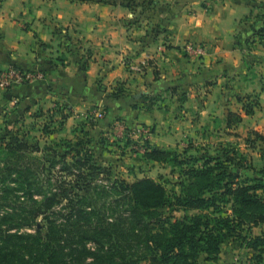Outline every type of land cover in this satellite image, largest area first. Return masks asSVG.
<instances>
[{"label": "crops", "instance_id": "obj_1", "mask_svg": "<svg viewBox=\"0 0 264 264\" xmlns=\"http://www.w3.org/2000/svg\"><path fill=\"white\" fill-rule=\"evenodd\" d=\"M122 2L0 0V69L45 75L0 89V122L43 117L53 119L50 126L62 122L57 133H65L81 121L96 140L88 114L102 107L100 137L119 122L130 131L141 125L151 130V146L191 153L198 138L213 146L220 124L231 133L247 119L264 118V35L255 33L264 28V0H154L135 11ZM190 43L207 46L206 54L187 56ZM250 102L256 106L246 115ZM230 114L242 122L229 126ZM259 129L249 131L244 146L250 133H264ZM240 250L248 255L242 264H264L235 240L217 262L203 256L200 264H240Z\"/></svg>", "mask_w": 264, "mask_h": 264}, {"label": "trees", "instance_id": "obj_2", "mask_svg": "<svg viewBox=\"0 0 264 264\" xmlns=\"http://www.w3.org/2000/svg\"><path fill=\"white\" fill-rule=\"evenodd\" d=\"M122 5L135 11L154 0ZM255 33L263 36L264 28ZM254 106H244L246 115ZM22 121L5 117L0 132V203L8 209L0 213V264H200L203 256L217 262L231 240L264 262V165L258 168L249 154L236 148L190 154L153 147L146 139L144 153L138 151L143 160L169 166L179 191L150 177L115 178L104 186L96 181L111 180L113 164H100L99 142L84 127L82 137L48 142L62 122L57 130L42 126L36 137ZM227 122L232 126L242 117L230 114ZM120 140L135 149L142 139L126 130ZM109 143L102 137L99 144ZM245 145L264 150V133H250ZM107 193L114 195L108 208L100 205Z\"/></svg>", "mask_w": 264, "mask_h": 264}, {"label": "rangeland", "instance_id": "obj_3", "mask_svg": "<svg viewBox=\"0 0 264 264\" xmlns=\"http://www.w3.org/2000/svg\"><path fill=\"white\" fill-rule=\"evenodd\" d=\"M99 109H103L102 107H98L96 109H93L92 111L89 112L88 114V124L89 126L92 128V130H94L96 132V140L97 142L100 143V139L102 137H100V135L98 134V128L100 123H102V120L105 119V117L107 116V114L103 113L102 117H96L95 114ZM264 111V110H263ZM262 111V112H263ZM59 117V115H58ZM264 117V115H263ZM264 118H256V119H247L246 121L243 122V124L235 127L234 129H231V133H228L226 131H224L223 127L221 124L218 127L219 130L216 132L214 131L215 134H213V137L211 139H209L211 144H214L213 146H207V147H202L205 144L204 141H202L201 138H198L197 140L195 139V143H192L194 145V150L191 151L190 154H204L205 153H210V154H215L216 152L219 151V147L220 146H224L226 147L229 142L233 143L231 146V148H236V149H240L243 153L245 154H249L251 156V158L253 159V163L258 167V168H262V166L264 165V150H257L256 152H252L250 150H248L246 148V146H244V138L248 135L249 131L253 130L254 128H261L259 130L264 131ZM81 121H75V123L72 125V127H69L68 130L65 133H56L54 134L52 137L48 138V142L56 139V140H60L61 138H71L74 139L73 137V133L75 135V131L73 130H80V126H81ZM93 122V124H96L95 127L91 126V123ZM25 123V127L24 130L30 128L32 129V136H40L39 131L42 129V126L47 125V124H53L51 121H46V118H38V119H31V118H27L26 120L20 122V125ZM32 125H34V128H31ZM118 125H123V123L119 122L117 123V125L113 128V133L108 132V130L105 132V137L108 141H110L111 143H109L108 145H101V144H97L98 147H96L97 150V155L100 156L99 162L101 165L103 166H107L110 167L111 165H109L108 163H112V167H113V177L111 178V180L106 179L105 177H99L98 180L96 181L97 184L100 185H104V186H108L111 183H113V179L118 178L120 180H126L127 182H134L137 179L143 178V177H150L153 178L157 181H161L162 183H164L166 185V187L171 190V191H179L178 187L176 186L177 181H178V175L174 174L172 172V169L169 166H164V165H153L147 162L142 161V159H140L141 157H136V155H139L140 153L137 151L136 147L135 149L132 148H125L123 149V145L120 139H124L122 137L121 134H119V129H122V126H118ZM141 126V125H138ZM50 130H54V129H58V124H55L54 126L51 125ZM54 128V129H52ZM76 128V129H75ZM147 128V127H146ZM5 129V122H0V132L3 131ZM34 129V130H33ZM149 129V128H148ZM72 131V132H71ZM150 131V129H149ZM114 132H117L114 133ZM104 134V133H102ZM151 135V133H150ZM149 135V138H150ZM77 136V135H76ZM80 137L83 136V134L81 133L79 135ZM120 140V141H119ZM194 140V139H193ZM189 141V140H188ZM188 141L186 142L188 144ZM208 141V140H207ZM30 142L34 145V141L30 140ZM41 145H44L45 141L40 140ZM185 143V144H186ZM190 143V142H189ZM96 144V143H95ZM119 145L121 147H119ZM106 146V147H105ZM239 147V148H238ZM217 148V149H215ZM137 151V152H136ZM210 151V152H209ZM69 162H71V160L69 159ZM50 176V175H49ZM43 178V177H41ZM40 180V178H37ZM55 178H52V181H54ZM55 189V188H54ZM92 194H96V191H94ZM114 200V195L107 193L106 196H104L102 198V200L100 201V205L106 204L107 208L109 206V203L111 201ZM8 209L6 207H3V203H0V213L4 214ZM108 214V213H106ZM177 216H179L180 214H176ZM264 228V226L262 227ZM261 232V228H256L254 229V234H259ZM231 243H229L227 246H225L224 251L225 253L229 251V253H231V247L234 245H230ZM228 250V251H227ZM236 255H238L237 257L239 258V261H241V257L244 256V262L247 263V259H248V255L247 252L244 250H240L239 253H235ZM236 255L234 257H236ZM233 259V258H232ZM231 264V263H230ZM237 264V263H235ZM239 264V263H238ZM240 264H242L240 262Z\"/></svg>", "mask_w": 264, "mask_h": 264}, {"label": "built area", "instance_id": "obj_4", "mask_svg": "<svg viewBox=\"0 0 264 264\" xmlns=\"http://www.w3.org/2000/svg\"><path fill=\"white\" fill-rule=\"evenodd\" d=\"M184 51L186 55L189 57L200 58L206 54L207 46L203 44L190 43L184 47ZM43 79H45V75L39 71H35V72L23 71L15 67L0 69L1 90H8L10 88H13L14 86L30 84ZM103 113H104L103 109H99L96 112L95 116L102 117ZM118 126H122L121 131L123 132L122 137L124 138L126 129L124 128L123 125H118ZM132 131L133 134L135 135V138H137V140L139 138L142 139L141 142L139 140V144L134 146V148L136 147L137 151L144 153L143 141L149 139V135H150L149 129L146 128L145 126H136V128Z\"/></svg>", "mask_w": 264, "mask_h": 264}]
</instances>
